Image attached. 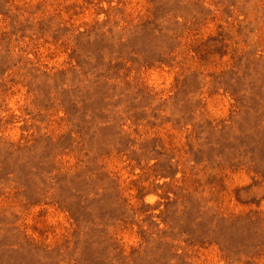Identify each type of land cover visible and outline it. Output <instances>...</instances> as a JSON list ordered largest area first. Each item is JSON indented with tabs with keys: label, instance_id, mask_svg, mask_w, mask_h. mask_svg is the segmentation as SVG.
Wrapping results in <instances>:
<instances>
[{
	"label": "rangeland",
	"instance_id": "374dc122",
	"mask_svg": "<svg viewBox=\"0 0 264 264\" xmlns=\"http://www.w3.org/2000/svg\"><path fill=\"white\" fill-rule=\"evenodd\" d=\"M0 264H264V0H0Z\"/></svg>",
	"mask_w": 264,
	"mask_h": 264
}]
</instances>
